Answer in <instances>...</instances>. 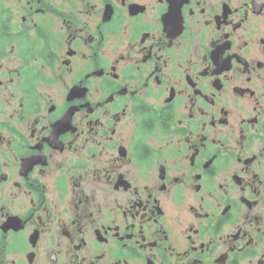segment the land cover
Masks as SVG:
<instances>
[{
	"label": "flooded vegetation",
	"instance_id": "af4514ba",
	"mask_svg": "<svg viewBox=\"0 0 264 264\" xmlns=\"http://www.w3.org/2000/svg\"><path fill=\"white\" fill-rule=\"evenodd\" d=\"M0 264H264V0H0Z\"/></svg>",
	"mask_w": 264,
	"mask_h": 264
}]
</instances>
